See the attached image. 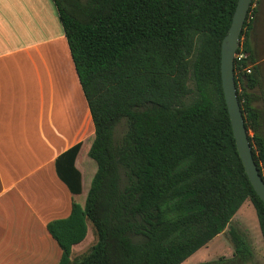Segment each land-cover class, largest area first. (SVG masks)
Listing matches in <instances>:
<instances>
[{"label": "trees", "instance_id": "1", "mask_svg": "<svg viewBox=\"0 0 264 264\" xmlns=\"http://www.w3.org/2000/svg\"><path fill=\"white\" fill-rule=\"evenodd\" d=\"M53 1L94 123L88 154L97 163L84 205L73 201L69 217L47 225L62 248L57 264H181L228 226L237 261L249 262L252 244L232 221L250 200L264 241V201L236 146L220 66L238 0ZM252 24L247 14L234 71L264 177ZM81 146L55 161L74 195L82 193ZM88 221L97 241L74 260Z\"/></svg>", "mask_w": 264, "mask_h": 264}, {"label": "crops", "instance_id": "2", "mask_svg": "<svg viewBox=\"0 0 264 264\" xmlns=\"http://www.w3.org/2000/svg\"><path fill=\"white\" fill-rule=\"evenodd\" d=\"M252 20L249 42L263 64L264 0H258ZM93 132L54 1L0 0V264L60 261L62 248L47 225L69 217L73 201L82 206L84 201L58 177L55 161L82 142L75 163L82 173L81 194L87 195L84 170L91 167L92 179L96 169L80 158ZM90 233L88 221L71 258L89 249L83 245Z\"/></svg>", "mask_w": 264, "mask_h": 264}, {"label": "rangeland", "instance_id": "3", "mask_svg": "<svg viewBox=\"0 0 264 264\" xmlns=\"http://www.w3.org/2000/svg\"><path fill=\"white\" fill-rule=\"evenodd\" d=\"M56 50L59 51L60 50L59 47H57ZM261 71H262L261 83L255 89L250 90V92L254 94L253 104L257 106L261 112L262 132L264 134V66L263 64H261ZM93 137H94V132L89 135V140H87L88 142L83 146L80 159L82 161L87 159L89 164L93 167V169H97L96 161L93 160L88 154L90 143ZM90 170L89 172L84 170L85 186L87 187V189H89L91 183ZM77 198L79 201H85L86 193L78 195ZM232 223L246 234L254 249L253 258L245 264H264V241L259 228L256 211L250 200H247L241 206V208L235 215ZM93 241H97V233L91 223V233L87 237L83 247L89 248L91 245L94 244ZM77 255L78 254H75L72 257V259L75 260L77 258ZM224 260H229L233 263L240 264L235 257L234 246L232 244L229 233V226L222 233H220L219 235L214 237L211 241H209L205 246H203L194 254L189 256L181 264H196L199 262H216V261L222 262Z\"/></svg>", "mask_w": 264, "mask_h": 264}, {"label": "water", "instance_id": "4", "mask_svg": "<svg viewBox=\"0 0 264 264\" xmlns=\"http://www.w3.org/2000/svg\"><path fill=\"white\" fill-rule=\"evenodd\" d=\"M252 0H238L230 27L221 43V78L225 102L228 108L236 146L248 178L264 201V177L259 171L253 154L245 117L238 98L235 81V57L241 44V33Z\"/></svg>", "mask_w": 264, "mask_h": 264}, {"label": "built area", "instance_id": "5", "mask_svg": "<svg viewBox=\"0 0 264 264\" xmlns=\"http://www.w3.org/2000/svg\"><path fill=\"white\" fill-rule=\"evenodd\" d=\"M257 3H258V0H252V2H251L250 8L248 10L249 20H252L254 18L255 11H256V8H257ZM237 55L238 54H236V56ZM238 56L239 57H243V54H239ZM247 71L250 72L251 70L248 69Z\"/></svg>", "mask_w": 264, "mask_h": 264}, {"label": "flooded vegetation", "instance_id": "6", "mask_svg": "<svg viewBox=\"0 0 264 264\" xmlns=\"http://www.w3.org/2000/svg\"><path fill=\"white\" fill-rule=\"evenodd\" d=\"M263 66H264V62H263Z\"/></svg>", "mask_w": 264, "mask_h": 264}]
</instances>
